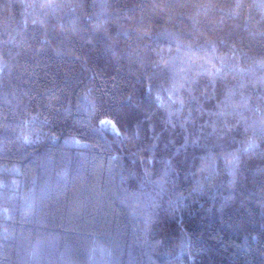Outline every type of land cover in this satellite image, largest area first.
Here are the masks:
<instances>
[{
  "label": "trees",
  "instance_id": "trees-1",
  "mask_svg": "<svg viewBox=\"0 0 264 264\" xmlns=\"http://www.w3.org/2000/svg\"><path fill=\"white\" fill-rule=\"evenodd\" d=\"M0 264H264V0H0Z\"/></svg>",
  "mask_w": 264,
  "mask_h": 264
}]
</instances>
